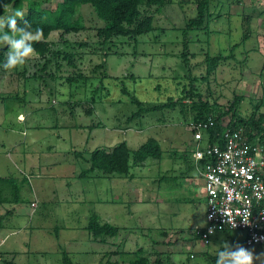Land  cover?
<instances>
[{"label":"rangeland","instance_id":"rangeland-1","mask_svg":"<svg viewBox=\"0 0 264 264\" xmlns=\"http://www.w3.org/2000/svg\"><path fill=\"white\" fill-rule=\"evenodd\" d=\"M62 1L49 0L44 7L54 9ZM214 1L208 28L190 31L185 38L182 29L197 16L198 0H173L154 14V31L136 39H115L104 47L103 57L95 52L97 28L103 23L91 6H85L79 15L88 31L65 37L72 43H91L92 48L77 61L78 68L66 65L57 71L52 63L43 73L46 60L36 55L14 70H4L6 76L0 79V178H12L20 187V202L13 201L17 196L6 186L9 182L0 181V195L3 192L11 200L0 204V212L8 209L0 216V241L5 238L0 264H67L66 253L73 264H129L140 248L151 261L159 257L163 264H210L225 242L252 251L253 264H264V246L247 247L246 234L239 230L218 232L207 246L193 241L191 232L206 226L207 205L203 178L192 169L191 115L177 106L156 113L144 111L132 118L139 110L133 98L147 106L175 101L190 87L191 76L198 77L195 86L210 98L202 78L206 55L230 57L231 49L235 59L223 60L209 77L210 99L226 109L234 97L243 96L240 112L244 117L252 114L264 96V15H260L264 0H258V5L243 0ZM142 10L154 13L156 7ZM59 36L53 33L50 40L61 46ZM186 45L188 64L183 57ZM101 63L102 71L93 73ZM104 70L102 89L99 78ZM79 71L92 81L67 84L65 77ZM88 108L93 110L86 112ZM263 112L264 108L255 118ZM22 115L30 124L36 121L34 128L21 126ZM150 138L159 141L164 156L132 170L134 185L141 186L131 187L133 193L120 192L118 175L106 177L99 171L84 175L90 168L85 160L88 153L109 151L124 141L136 151ZM192 175L194 184L187 186L184 179L191 180ZM93 215L101 223L120 227L121 232L106 238V243L100 242L102 238L96 240L87 229ZM127 241L133 252L121 247ZM122 250L133 255L121 254ZM191 254L195 255L192 260Z\"/></svg>","mask_w":264,"mask_h":264},{"label":"trees","instance_id":"trees-1","mask_svg":"<svg viewBox=\"0 0 264 264\" xmlns=\"http://www.w3.org/2000/svg\"><path fill=\"white\" fill-rule=\"evenodd\" d=\"M48 2L49 0H0V16H7L18 10L24 13V18L32 25L33 29L36 27L43 29V35L40 41L33 42V47L36 49L37 56L46 60L42 67L43 73H46V71L51 68L50 66L52 63L55 64L57 71H61L66 65L78 68L77 61L83 59L85 50L91 46L89 41L72 43L65 38L67 35L80 34L88 31L82 17L79 15L81 8L91 6L97 18L103 23L101 27L97 28V41L95 43V52L98 51L103 57L104 47L110 43L113 44L115 39L120 37L136 39L154 31V14L160 13L166 6L172 4L173 0H63L62 2L57 3L56 8L54 9L44 7V4ZM214 2V0H198L197 16L188 20L186 27L182 29L185 38L190 31L208 28L209 21L213 16L210 13V6L214 4ZM4 5H9V8L5 9ZM144 7L149 9L156 7V11L154 13H151L148 10L143 11L142 8ZM17 23L22 26V22L19 19L17 20ZM203 25H205V27H203ZM53 33L60 34L59 40L61 41V46L50 40ZM247 37V35L246 37L244 36L243 41H245ZM239 45L241 44H237V46ZM90 48H92V46ZM232 48H235V46ZM188 50L189 46L186 45L185 52L183 53V57L186 58L185 64H188V61L190 60L189 54L187 53ZM252 50L258 51V48ZM8 51L9 46H0V79L5 78L6 76L3 64L6 61ZM81 51L84 52L81 53ZM231 51L232 55L230 57L231 59H235L233 49H231ZM230 57H223L221 54L218 56H211L210 54L208 56L206 55V74L202 78L203 82L207 83L210 98H212L211 95H213V92L208 83L209 77ZM103 64L104 63L96 65L93 69V73L102 71ZM19 74L25 75L20 72ZM106 74L105 70L103 71V74L100 73L101 77L99 78V83L101 84L102 89H105L102 85V81L104 78L103 76ZM37 76V74H34L33 77L37 78ZM65 80L67 84L73 85L80 81L88 83L90 80L92 81V78H89L87 75L83 74V72L79 71L75 76L65 77ZM198 80V77L191 76L190 87H185L181 96L175 101H170L161 106H147L136 98H133L132 102L138 106L139 110L133 114L132 118L141 116L144 111L145 113H156L162 109L176 108L177 106H180L183 113L191 115L193 123L208 122L209 120L214 121V127L209 129L206 134L210 136V144L214 145L218 140L221 143L223 134L226 131V128L229 127L236 130L243 129L246 137L252 144H260L264 146V112L260 114L259 119L255 118L256 114L264 108V96L261 101L254 106L252 114L249 117H244L240 112L241 104L244 100L243 96L234 97V102L225 109L219 105L215 99L211 100L210 98L204 97L202 89L195 86ZM106 92L107 96L109 92L107 90ZM92 110V108H88L86 109V112ZM193 153L194 149L192 151V154ZM75 155H78L80 158L85 157L79 152H75ZM163 156L164 152L157 139L150 138L136 151H132L127 141H124L115 146L112 150L107 151L100 149L88 153V157L85 160L90 165V168L84 172V175L88 177L99 171L106 177L112 175L130 177L134 168L142 166L150 159L162 160ZM193 165H196V163ZM203 165L204 162L202 161L200 166L203 167ZM11 180L12 178L9 177L0 178V181L2 182H9V184L6 183V186L10 188V191L14 196H17L15 200L13 198V201L19 203L20 187ZM1 187L4 189L3 186ZM10 202L11 200L2 192L0 195V204ZM87 229L93 234V237L96 240L102 238L100 240L102 243H106V238H114L119 232H121L120 227L109 223H101L97 215L91 217ZM191 234L193 236V241H196L197 237L195 236V233L191 232ZM208 244H206V246ZM144 252V249L140 248L134 253V259L130 261L129 264H163L161 258L158 257L155 261H151ZM120 253L122 254L125 252L122 250ZM125 254L133 255V253ZM194 257V254L190 255L191 260L194 259ZM65 259L67 264H73L67 253L65 254ZM216 259L217 257L212 259L210 264H216ZM1 260H3V258L0 259V262ZM4 262L6 264H12L10 262Z\"/></svg>","mask_w":264,"mask_h":264},{"label":"built area","instance_id":"built-area-1","mask_svg":"<svg viewBox=\"0 0 264 264\" xmlns=\"http://www.w3.org/2000/svg\"><path fill=\"white\" fill-rule=\"evenodd\" d=\"M214 125L213 120L189 124L207 205L206 226L196 227L195 236L208 244L218 232L239 230L247 247L264 246V146L252 144L243 129L229 127L221 143L210 144L206 134Z\"/></svg>","mask_w":264,"mask_h":264},{"label":"clouds","instance_id":"clouds-1","mask_svg":"<svg viewBox=\"0 0 264 264\" xmlns=\"http://www.w3.org/2000/svg\"><path fill=\"white\" fill-rule=\"evenodd\" d=\"M4 8L8 9L9 5H4ZM18 19L22 22V26L18 25ZM42 35L43 29L40 27L33 29L24 18V13L18 10L7 16H0V46H9L3 68L6 71L14 70L24 65L28 59L35 57L37 52L33 42H39ZM233 227H235L234 222ZM219 247L222 250L217 253L216 264H253L254 262L253 252L241 245L230 246L225 242Z\"/></svg>","mask_w":264,"mask_h":264},{"label":"crops","instance_id":"crops-1","mask_svg":"<svg viewBox=\"0 0 264 264\" xmlns=\"http://www.w3.org/2000/svg\"><path fill=\"white\" fill-rule=\"evenodd\" d=\"M244 2L245 1H249V3L250 4H253V5H255L256 3H257V5L259 4V1L258 0H243ZM260 15H264V12H262V14H260ZM232 16V15H231ZM238 16H240V14H237V17ZM246 21V20H245ZM243 22H244V20H243ZM245 23V22H244ZM247 23H252V22H247ZM264 30V29H263ZM38 113H41V112H37V114ZM31 114V116H35L36 114L35 113H30ZM22 117H24V119H25V121L23 122V121H20L21 122V126H23V127H25L26 129H30V128H34V124H35V122L36 121H34V123L33 124H30L29 122H28V119H27V116L25 115H22ZM24 135L26 136V132H24ZM24 142V141H23ZM191 146V145H190ZM192 166V165H191ZM193 167H194V169H195V171L196 172H198L197 171V169L195 168V165H193L192 166V169H193ZM138 168V167H137ZM199 173V172H198ZM135 175L136 174H134V173H132V175L130 176V177H121V176H117V177H115L116 179H119L120 181V185H119V190L121 189V191L120 192H122L123 194H125L126 192H127V194H128V192L129 193H133V189L131 188V187H138L139 186V188L141 187L139 184H135L134 185V181L136 180V177H135ZM189 177H185V183L187 184V186H192L193 184H194V178H193V175L191 176V180H189L188 179ZM130 181V182H129ZM128 185L130 186V190L131 191H129L128 190ZM202 193H205L204 191H202ZM126 194V195H127ZM192 196H194L195 197V195L194 194H192ZM140 201V200H139ZM194 201V200H193ZM35 202V201H34ZM34 202H32V204H36V203H34ZM141 202H144V201H140V203ZM4 210H8V209H6V208H2L1 209V212H0V216H2L3 214H4ZM127 231H129V230H127ZM156 232V231H155ZM155 232H152V233H155ZM193 232H195V231H193ZM124 233V232H123ZM123 233H121V235H123ZM128 235H130V236H134V235H132L131 233H127V236ZM138 235V234H137ZM136 238H137V236H136ZM136 238H135V240H136ZM4 241H5V238H2L1 239V241H0V246H2V244L4 243ZM199 241V240H198ZM198 241H195V242H198ZM123 243V242H122ZM128 243H130L129 241H127L126 243H125V245L124 246H122L121 245V247H124V248H126L125 249V251L126 252H133V248H129L128 247ZM203 244V243H202ZM204 245V244H203ZM140 248V247H139ZM115 249H112V250H110V251H114ZM109 255L111 256L112 255V253H109ZM9 256H11V254H9ZM1 259V258H0ZM2 261V260H1Z\"/></svg>","mask_w":264,"mask_h":264}]
</instances>
